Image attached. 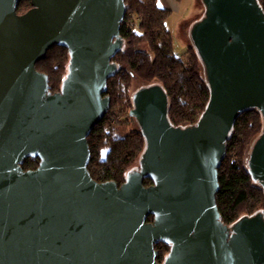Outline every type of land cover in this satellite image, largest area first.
<instances>
[{
  "label": "water",
  "instance_id": "95a60500",
  "mask_svg": "<svg viewBox=\"0 0 264 264\" xmlns=\"http://www.w3.org/2000/svg\"><path fill=\"white\" fill-rule=\"evenodd\" d=\"M19 1L0 0V264H264V213L230 226L216 202L227 142L249 109L263 129L246 165L264 189L258 0H202L191 39L207 107L197 124L175 127L160 84L133 93L130 115L146 146L120 186L91 177L88 138L111 107L125 0H29L23 14ZM54 47L70 56L55 93L36 69ZM30 158L39 165L24 170ZM160 243L170 247L162 263Z\"/></svg>",
  "mask_w": 264,
  "mask_h": 264
},
{
  "label": "trees",
  "instance_id": "16d2710c",
  "mask_svg": "<svg viewBox=\"0 0 264 264\" xmlns=\"http://www.w3.org/2000/svg\"><path fill=\"white\" fill-rule=\"evenodd\" d=\"M258 2L264 11V0ZM125 4L127 12L120 29L124 47L112 59L118 70L108 81L111 107L88 138L91 177L99 183L115 182L118 186L125 182L146 146L140 129L126 131L131 119L136 122L130 115L134 80L143 84L158 83L164 88L170 101L169 120L175 127L197 124L210 98L196 50L188 49L186 61L173 52L172 36L165 30L170 11L161 8L158 0H125ZM30 9L29 0L19 1V14ZM69 61L67 49L54 47L37 63L36 69L49 76L53 93L60 91ZM262 129L260 112L246 110L235 121L227 142L216 197L221 220L227 225L243 215L264 213V189L252 180L246 165L251 144ZM38 165L39 159L30 158L24 161L23 169L34 170ZM150 184L151 180L145 181L146 186ZM152 220L150 217L149 221ZM155 249L159 251L158 261H164L170 247L160 243Z\"/></svg>",
  "mask_w": 264,
  "mask_h": 264
},
{
  "label": "rangeland",
  "instance_id": "374dc122",
  "mask_svg": "<svg viewBox=\"0 0 264 264\" xmlns=\"http://www.w3.org/2000/svg\"><path fill=\"white\" fill-rule=\"evenodd\" d=\"M158 4L162 8L170 11V14L165 22V30L172 36L173 52L177 57L186 61L188 57V49L193 46L191 39L192 27L196 22L202 19L205 12L203 1L158 0ZM202 72L203 76H205L203 67ZM144 85L146 84H143L138 80H134L131 88L132 95ZM137 128L139 129L137 123L131 119L126 131H130L132 129L136 130ZM248 156L249 153L247 155V159Z\"/></svg>",
  "mask_w": 264,
  "mask_h": 264
},
{
  "label": "flooded vegetation",
  "instance_id": "af4514ba",
  "mask_svg": "<svg viewBox=\"0 0 264 264\" xmlns=\"http://www.w3.org/2000/svg\"><path fill=\"white\" fill-rule=\"evenodd\" d=\"M243 216H244V215H243ZM263 216H264V215H263ZM241 217H242V216H241ZM241 217H240V218H241ZM240 218H238V219H240ZM238 219H237V220H238ZM237 220H235L234 222H232V223H231V224H229V225L231 226V225H232L233 223H235ZM158 245H159V244H158ZM158 245H156V246H158ZM156 250H157V249H156ZM157 258H158V257H157ZM157 261H158V259H157ZM158 262H159V263H162V262H163V260H161V261H158Z\"/></svg>",
  "mask_w": 264,
  "mask_h": 264
},
{
  "label": "crops",
  "instance_id": "0c3cea01",
  "mask_svg": "<svg viewBox=\"0 0 264 264\" xmlns=\"http://www.w3.org/2000/svg\"><path fill=\"white\" fill-rule=\"evenodd\" d=\"M161 7V6H160ZM162 8V7H161ZM165 9V8H164ZM167 10V9H166ZM169 11V10H168Z\"/></svg>",
  "mask_w": 264,
  "mask_h": 264
}]
</instances>
